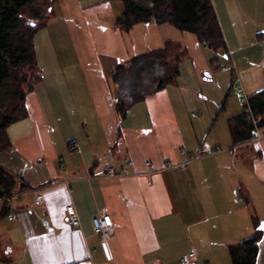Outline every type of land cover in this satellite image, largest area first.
I'll return each instance as SVG.
<instances>
[{
    "label": "crops",
    "instance_id": "0c3cea01",
    "mask_svg": "<svg viewBox=\"0 0 264 264\" xmlns=\"http://www.w3.org/2000/svg\"><path fill=\"white\" fill-rule=\"evenodd\" d=\"M212 1L227 50L169 24L117 29V1L55 0L43 40L58 64L40 70L0 153L26 187L0 200V252L10 256L0 264H180L189 252L193 264H232L231 248L264 235V129L240 145L230 130L247 111L238 81L231 90L232 57L264 51V0ZM166 41L186 51L180 76L121 117L115 68ZM70 204L79 227L66 221ZM104 215L114 224L107 255L93 225Z\"/></svg>",
    "mask_w": 264,
    "mask_h": 264
},
{
    "label": "trees",
    "instance_id": "16d2710c",
    "mask_svg": "<svg viewBox=\"0 0 264 264\" xmlns=\"http://www.w3.org/2000/svg\"><path fill=\"white\" fill-rule=\"evenodd\" d=\"M121 1L123 12L116 16L114 26L129 32L137 24H169L182 32L197 36L200 44L210 50H227L225 35L212 0H110ZM55 0H0V134L23 120L27 111L26 96L41 80L36 60L35 38L50 20ZM186 57L183 47L166 41L161 49L137 55L119 64L113 73L116 87L115 108L125 118L142 103L176 82L180 64ZM237 84L233 76L232 88ZM9 94L3 101L1 95ZM250 110L230 120L236 145L252 140L255 122L264 129V90L251 95ZM10 147V143L5 148ZM3 147L0 148V151ZM20 186V188H19ZM26 189L21 180L0 166V200H8ZM6 209L1 214L3 217ZM255 226H258L255 222ZM263 232L230 249L232 264H256Z\"/></svg>",
    "mask_w": 264,
    "mask_h": 264
},
{
    "label": "rangeland",
    "instance_id": "374dc122",
    "mask_svg": "<svg viewBox=\"0 0 264 264\" xmlns=\"http://www.w3.org/2000/svg\"><path fill=\"white\" fill-rule=\"evenodd\" d=\"M118 4L123 3L121 1H117ZM55 5V3H54ZM53 5V6H54ZM259 15V18L261 20H264V13ZM49 19H51V14H48ZM49 21V20H48ZM48 21L45 20V26L41 27V29L38 32L37 38H36V60L38 64L39 70H45L46 67L48 68H53L54 65H57L58 63L56 62V59L53 55L51 46L49 43L45 42V38L47 41V30H46V25L48 24ZM236 21L238 22V18L236 17ZM222 28V27H221ZM225 29H228L225 25ZM235 28L232 29L234 31ZM237 29V27H236ZM223 33L225 30L222 28ZM227 31V30H226ZM44 38V40H43ZM261 44L264 46L263 41L261 40ZM233 56V54H232ZM233 61H234V67L236 70L237 74V81H238V86L239 91H234L233 95H237L239 99L245 103V109L250 110L249 105V100L248 98L250 97V92L246 91V88L244 90L245 85H248L249 87L254 88V84L257 82H261L260 85L263 86V89L259 90L258 92L264 90V51H258L256 49H250L247 51L246 55H240V54H234ZM238 64L239 71L237 70L236 64ZM112 73V72H111ZM249 92V94H248ZM257 92V93H258ZM3 101L9 100L11 97L7 93H3L1 95ZM9 144L8 137H7V132L6 133H1L0 134V148L2 150L0 153L7 151L10 149V147L5 148L6 145ZM0 258L4 261H8L10 256L6 255V247L4 244L1 245V252H0Z\"/></svg>",
    "mask_w": 264,
    "mask_h": 264
},
{
    "label": "built area",
    "instance_id": "2783aa9c",
    "mask_svg": "<svg viewBox=\"0 0 264 264\" xmlns=\"http://www.w3.org/2000/svg\"><path fill=\"white\" fill-rule=\"evenodd\" d=\"M262 41L264 43V31L262 32ZM254 124H255V129L252 131V137L253 139H260V134L256 122ZM109 174L113 175V171L111 170ZM42 200H43V196L39 195L38 202L42 203ZM65 212H66L67 223L72 227H79L80 221L74 206L71 204L67 205L65 207ZM93 225H94L95 233L99 236L100 245L104 253L107 255L108 241L110 240L114 229L113 221L110 216L104 215L103 217L100 218H94ZM195 258H196V254L194 252H189L181 258L180 264H193Z\"/></svg>",
    "mask_w": 264,
    "mask_h": 264
},
{
    "label": "water",
    "instance_id": "95a60500",
    "mask_svg": "<svg viewBox=\"0 0 264 264\" xmlns=\"http://www.w3.org/2000/svg\"><path fill=\"white\" fill-rule=\"evenodd\" d=\"M259 247V253L256 264H264V235L258 244Z\"/></svg>",
    "mask_w": 264,
    "mask_h": 264
},
{
    "label": "bare ground",
    "instance_id": "6f19581e",
    "mask_svg": "<svg viewBox=\"0 0 264 264\" xmlns=\"http://www.w3.org/2000/svg\"><path fill=\"white\" fill-rule=\"evenodd\" d=\"M101 175V174H100Z\"/></svg>",
    "mask_w": 264,
    "mask_h": 264
}]
</instances>
